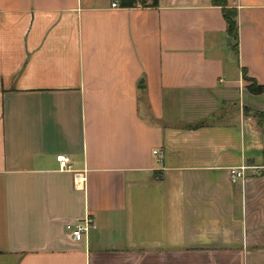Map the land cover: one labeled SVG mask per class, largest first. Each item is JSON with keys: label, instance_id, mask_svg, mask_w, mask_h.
I'll use <instances>...</instances> for the list:
<instances>
[{"label": "crops", "instance_id": "1", "mask_svg": "<svg viewBox=\"0 0 264 264\" xmlns=\"http://www.w3.org/2000/svg\"><path fill=\"white\" fill-rule=\"evenodd\" d=\"M112 1L0 0V264H264V0Z\"/></svg>", "mask_w": 264, "mask_h": 264}, {"label": "trees", "instance_id": "2", "mask_svg": "<svg viewBox=\"0 0 264 264\" xmlns=\"http://www.w3.org/2000/svg\"><path fill=\"white\" fill-rule=\"evenodd\" d=\"M137 0H122L121 8H132ZM158 0H152L151 7H157ZM210 4L213 7L219 8L222 14V18L226 25V35L232 41V49L236 56L238 55V33L236 26V10L230 8L227 5L226 0H210ZM145 5V3H141ZM243 80L247 83L246 90L251 95H261L264 93V86H259L254 80L246 77V71H243ZM243 114L245 116H252L257 120V124L261 129H264V112H254L249 109H244Z\"/></svg>", "mask_w": 264, "mask_h": 264}, {"label": "built area", "instance_id": "3", "mask_svg": "<svg viewBox=\"0 0 264 264\" xmlns=\"http://www.w3.org/2000/svg\"><path fill=\"white\" fill-rule=\"evenodd\" d=\"M120 0H113L110 7L112 9H117L119 7ZM55 161L58 164L60 171H69L70 170V160L65 156L55 157ZM245 167L233 168L229 170V179L232 184H235L239 181H242L244 178ZM96 225L91 217H85L83 221L77 222L74 224H69L66 226V231L74 242H81L84 237L87 236L89 231L95 230Z\"/></svg>", "mask_w": 264, "mask_h": 264}, {"label": "water", "instance_id": "4", "mask_svg": "<svg viewBox=\"0 0 264 264\" xmlns=\"http://www.w3.org/2000/svg\"><path fill=\"white\" fill-rule=\"evenodd\" d=\"M224 44H225V45H229V44H230V39H229V38H226V39L224 40ZM141 82H142V81H140V84H141ZM139 88L141 89V88H143V86L140 85Z\"/></svg>", "mask_w": 264, "mask_h": 264}, {"label": "rangeland", "instance_id": "5", "mask_svg": "<svg viewBox=\"0 0 264 264\" xmlns=\"http://www.w3.org/2000/svg\"><path fill=\"white\" fill-rule=\"evenodd\" d=\"M262 131H263L262 133H263V138H264V130H262Z\"/></svg>", "mask_w": 264, "mask_h": 264}]
</instances>
